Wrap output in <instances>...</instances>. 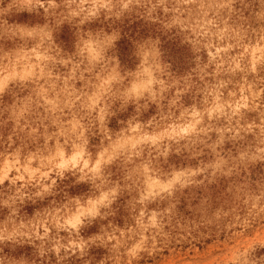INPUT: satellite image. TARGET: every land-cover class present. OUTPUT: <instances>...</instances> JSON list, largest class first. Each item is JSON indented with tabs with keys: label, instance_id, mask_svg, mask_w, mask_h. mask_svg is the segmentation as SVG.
Wrapping results in <instances>:
<instances>
[{
	"label": "rangeland",
	"instance_id": "374dc122",
	"mask_svg": "<svg viewBox=\"0 0 264 264\" xmlns=\"http://www.w3.org/2000/svg\"><path fill=\"white\" fill-rule=\"evenodd\" d=\"M81 260L264 262V0H0V264Z\"/></svg>",
	"mask_w": 264,
	"mask_h": 264
},
{
	"label": "snow or ice",
	"instance_id": "6c2138e0",
	"mask_svg": "<svg viewBox=\"0 0 264 264\" xmlns=\"http://www.w3.org/2000/svg\"><path fill=\"white\" fill-rule=\"evenodd\" d=\"M50 3L54 6L56 3H59V0H50ZM41 7H43V5H41ZM75 39L76 38L74 36L72 35L69 36V51H71V44ZM92 59L96 60L98 59V57L93 56ZM108 75L110 79L118 80L121 78L122 73H120L117 70H113L112 72L108 73ZM132 91L134 90H129V93H128L129 96H131ZM101 163L102 161L97 162V168L93 170L94 172L99 173ZM164 190L167 191V189H164ZM117 191L118 189L109 192L108 196L105 197L103 201L97 200L96 204L100 205L102 203H111V201L116 198ZM102 214H104L103 209L97 210L96 207H93L89 213H78L76 216L70 218L68 221V225L72 228H76L78 230V234H83L84 236H87L89 235V232L84 231V229H86L89 224H96L97 222H99L100 216ZM87 216H91L93 217V219L90 220V219L85 218ZM82 243L85 246H91V241H89L88 239H84ZM77 264H85V261L83 260L78 261ZM262 264H264V262H262Z\"/></svg>",
	"mask_w": 264,
	"mask_h": 264
}]
</instances>
